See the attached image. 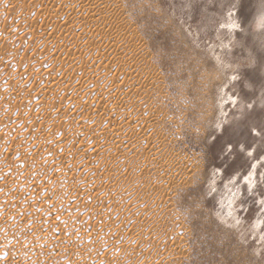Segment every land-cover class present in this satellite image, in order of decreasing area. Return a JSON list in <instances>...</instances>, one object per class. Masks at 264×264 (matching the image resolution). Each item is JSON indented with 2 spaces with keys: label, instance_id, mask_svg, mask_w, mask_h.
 I'll return each instance as SVG.
<instances>
[{
  "label": "rangeland",
  "instance_id": "rangeland-1",
  "mask_svg": "<svg viewBox=\"0 0 264 264\" xmlns=\"http://www.w3.org/2000/svg\"><path fill=\"white\" fill-rule=\"evenodd\" d=\"M0 163V264H264V0H0Z\"/></svg>",
  "mask_w": 264,
  "mask_h": 264
},
{
  "label": "bare ground",
  "instance_id": "bare-ground-1",
  "mask_svg": "<svg viewBox=\"0 0 264 264\" xmlns=\"http://www.w3.org/2000/svg\"><path fill=\"white\" fill-rule=\"evenodd\" d=\"M61 1H62V0H61ZM65 3H66V2H65ZM97 5H98V4H97ZM100 8H101V7H100ZM88 18H89V17H88ZM85 19H86V18H85ZM89 19H90V18H89ZM89 21H90V20H89ZM92 21H94V20L92 19ZM92 21H91V23H90V22H89V23L92 24ZM95 22H96V21H95ZM86 23L88 24V22H86ZM90 24H89V26H90ZM93 27H94V26H93ZM95 27H96V26H95ZM58 42H59V41H58ZM56 44H57V43H56ZM72 48H73V47H72ZM74 48H75V47H74ZM73 105H74V104H73ZM73 105H71V108L73 107ZM75 108H76V106H75ZM77 109H78V108H77ZM73 110H74V109H73ZM85 110H87V113H84V114H86V116L89 115V112H90V111H91V113H92V110H90V109H85ZM85 110H84V111H85ZM94 112H95V111H94ZM103 112H105V111H103ZM45 114H46V113H45ZM47 114H48V113H47ZM47 114H46V115H47ZM100 114H101V112H100ZM100 114H99V116H100ZM90 115H93V114H90ZM95 115H97V113H96ZM73 116H75V117H78V116H79V109H78L77 111H75V113H74ZM106 116H107V115H106ZM46 117L49 118L50 116L47 115ZM52 117H53V116H52ZM91 117H92V116H91ZM93 117H94V115H93ZM93 117H92V118H93ZM96 117H97V116H95V118H96ZM100 117H101V116H100ZM102 117H103V116H102ZM120 117H121V116H120ZM122 117H123V116H122ZM122 117H121V118H122ZM44 119H46V118H44ZM50 119H51V118H50ZM52 119H53V118H52ZM52 119H51V120H52ZM127 119H128V118H127ZM118 120H119V118H118ZM118 120L115 121V123L113 122L112 127H111L110 129H108L107 132L100 131V132H102V135L104 134V135L102 136V137H104V138H103V139H104V142H103V141L100 142L101 139L99 140L98 137H96V138L94 137L93 140L91 139L92 141H94V143H95L96 146H97V148H93V150L96 149V153H97V155H100V156L102 155V156H103V155L105 154V152H107L108 155H109L108 157L110 158L109 160L114 159V158L116 159L117 156H118V155H116V153H115L116 150H117V147H118V146H117V145L114 146V144H112L111 142H112L113 140H114V141L116 140V141H118L119 143H121V142H122V141H121V135L123 134V133H122V130H123L126 126H127L126 129H128V127L131 126V125H133V123H134V120L132 121V119H130V120L128 119V120H126V122H125V127H124L123 125H121L122 122L120 123V122H118ZM120 120L123 121V119H120ZM142 120H143V119H142ZM49 121H50V120H49ZM136 123H137V122H136ZM122 124H123V123H122ZM108 127H109V126H108ZM82 131H83V130H82ZM103 132H104V133H103ZM75 134H76V133H75ZM81 134H83V133H81ZM94 135H95V134H94ZM97 135H98V134H97ZM98 136H99V135H98ZM123 137H124V136H123ZM143 137H144V136H143ZM141 139H142V138H141ZM149 140H150V139H149ZM126 141H127V140H126ZM146 141H147L146 139H145V141H143V139H142V140H140V139L137 140V139H136L134 142L130 140V142H128L127 144H129V146H141V145H142V146H145V145H146L147 148H148V147L152 148L151 144L148 143V142H146ZM150 142L152 143V141H150ZM86 143H87V142H86ZM119 143H118V144H119ZM159 143H160V142H159ZM95 144H93V145H95ZM122 144H123V143H122ZM143 144H144V145H143ZM88 145H89V144H88ZM127 146H128V145H127ZM153 146H154V145H153ZM93 147H94V146H93ZM123 147H124V145H123ZM131 152H132V151H131ZM63 153H64V152H63ZM92 153H93V151H92ZM56 154H57V153H56ZM64 154H65V153H64ZM68 154H69V153H68ZM70 154H71V153H70ZM72 155H73V154H72ZM72 155H71V156H72ZM94 155H95V154H94ZM97 155H96V156H97ZM130 155H131V154H130ZM60 156H62V155H59V157H60ZM67 156H68V155H67ZM67 156H64V157H62V158H63L64 160H68V159H70V158H68V157H70V156H68V157H67ZM89 156H90V154H89ZM59 157H58V158H59ZM72 157H75V156H72ZM82 157H83V156H82ZM82 157H81V158H82ZM124 157H126V156H124ZM78 158H79V157H78ZM81 158H80V159H81ZM87 158H88V157H87ZM120 158H121V156H120ZM143 158H144V157H143ZM71 159H72V158H71ZM71 159H70V160H71ZM76 159H77V158H76ZM80 159H78V160H80ZM95 159H96V158H95ZM98 159H99V158H98ZM118 159H119V158H117L116 160H118ZM59 160L62 161V159H59ZM70 160H69V162H70ZM84 160H85V158H84ZM84 160H83V161H84ZM107 160H108V159H107ZM125 160H127V159H126V158H121V159L118 160V162H117V161H116V162H117V163H121V165H123V164L125 163ZM61 161H60V162H61ZM71 161H72V160H71ZM87 161L89 162L90 160H86V161H84V164H85ZM101 161H102V160H101ZM111 161H112V160H111ZM128 161H129V160H128ZM80 162H81V161H80ZM116 162H115V163H116ZM184 162H185V160H184ZM67 163H68V162H67ZM71 163H72V162H71ZM73 163H76V161H75V162L73 161ZM77 163H78V162H77ZM115 163H114V164H115ZM0 164L2 165V163H0ZM62 164H63V163H62ZM87 164H88V163H87ZM102 164H103V163H102ZM159 164H160V163H159ZM81 165H82V164H81ZM85 165H86V164H85ZM107 165H108V164H107ZM107 165H106V170H110V171H111L112 169H109V167H108L109 165H108V166H107ZM144 165H147V164H144ZM125 166H126V165H125ZM151 166H152V165H151ZM110 167H111V165H110ZM120 167H122V166H120ZM161 167H162V166H161ZM163 167H164V166H163ZM126 168H127V167H126ZM190 168H191V167H190ZM155 169H157V168H155ZM159 169H160V167H159ZM114 170H115V171H118V170H119V165H117V166L114 168ZM156 171H158V170H156ZM55 172H57V170H56ZM159 172H160V171H159ZM162 173H165V175H166V176H164V177H165V179H164L165 181H164V182L162 181L163 184H165L166 180H168V183H169V180L171 181V177H174L176 174H179V175H181V176H183V177L186 175V173L184 172V169H183L182 171H180V169H178V168L175 169L174 166H167V167H166V170L163 169V172H162ZM159 174H160V173H159ZM63 175H64V174H63ZM163 175H164V174H162V176H163ZM54 177H55V176H54ZM60 177H61V175H60ZM56 178H59V175H58V174L56 175ZM177 178H178V177H177ZM184 178H185V177H184ZM118 179H119V178H118ZM175 179H176V178H175ZM181 179H182V177H181ZM181 179H180V180H181ZM116 182H117V181H116ZM160 183H161V182H160ZM166 183H167V182H166ZM180 183H181V182H180ZM184 183H185V182H184ZM156 184H157V183H155V185H156ZM92 185H93V184H92ZM165 185H167V184H165ZM96 186H99V185H96ZM115 186H116V183H115V182H113V183H112V182H109V183L107 184L106 187H103V190H102L101 192H103V191L107 192V190H105V189H108V190L111 191L110 193H113V189H114ZM127 186H128V185H127ZM132 186H133V185H132ZM157 187H159V186H157ZM96 188H97V187H96ZM96 188L94 187V190H93V191H94V194H96ZM98 188H99V187H98ZM101 188H102V187H101ZM130 189H131V188H130ZM87 190H88V189H87ZM160 190H161V189H160ZM91 192H92V191H90L89 193H91ZM92 193H93V192H92ZM97 193H98V192H97ZM165 193H166V192H165ZM85 194H86V193H85ZM170 194H171V193H170ZM98 195H99V193H98ZM101 195H102V194H101ZM166 195H168V194H166ZM171 195H172V194H171ZM86 196H87V195H86ZM91 196H92V195H91ZM91 196H90V197H91ZM94 196H95V195H94ZM96 196H97V195H96ZM96 196H95V197H96ZM168 196H169V195H168ZM87 197H88V196H87ZM97 197H99V196H97ZM109 197H110V196H109ZM120 197H122V196H120ZM125 197H126V196H125ZM165 197H166V196H165ZM88 198H89V197H88ZM105 198H106V197H105ZM122 198H124V197H122ZM118 199H119V198H118ZM169 199H170V198H169ZM77 200H78V199H77ZM77 200H76V201H77ZM106 200H107V199H106ZM106 200H104V201H106ZM114 200H115V198H114ZM129 200H131V201H130V203H129L128 205L132 204L133 206H134V205H137V206H140V207H141L142 204H143V200H142L140 197H139V198H138V197H134V198L129 199ZM100 201H101V200H100ZM100 201H99V202H100ZM109 201H110V200H109ZM124 201H125V200H124ZM111 202H112V201H111ZM74 203H75V201H74ZM101 203H102V202H101ZM106 203H107V202H106ZM161 204H162V207H163V204H164V203H161ZM95 205H96V204H95ZM103 205H104V204H103ZM165 205H166V204H165ZM100 206H101V205H100ZM107 206H108V205H107ZM152 206H153V205H152ZM156 206H157V205H156ZM156 206H155V207H156ZM158 206H159V205H158ZM158 206L156 207L157 210H158ZM160 206H161V205H160ZM71 207H72V206H71ZM74 207H75L76 209L79 208V205L77 204V202L73 205L72 208H74ZM150 207H151V206H150ZM150 207H149V209H150ZM106 208H107V207H106ZM152 208L155 209L154 206H153ZM107 209H108V208H107ZM121 210H122V209H121ZM132 210H133V209H132ZM150 210H151V209H150ZM122 211H123V210H122ZM145 211L147 212V210H145ZM153 211H154V210H153ZM153 211H152V212H153ZM141 212H144V208L141 209ZM111 213H112V212H111ZM119 213H120V212H119ZM119 213H118V215H119ZM109 214H110V213H109ZM132 214H133V213H132ZM106 215H107V214H106ZM133 215H134V217H132V218H133L132 220H130L131 218L128 220L127 215H126V214L124 215V216L126 217L127 221H130V222H129V224H130V225H129L130 229H133L135 224H137V226H138L139 216H138L137 214H135V213H134ZM142 215H143V214H142ZM142 215H141V216H142ZM110 216H112V215H110ZM116 216H117V215H115L114 218H115ZM101 218H102V217H101ZM101 218H100V219H101ZM107 218H109V216H108ZM114 218H113V219H114ZM116 218H117V217H116ZM119 218H120V217H119ZM105 219H106V217H105ZM122 219H123V218H122ZM103 220H104V217H103ZM97 221H98V220H97ZM104 221H106V220H104ZM104 221H103V222H104ZM113 221H114V220H113ZM51 222H52V221H51ZM103 222H102V225H103ZM120 222L123 223L124 221H120ZM139 222H140V221H139ZM97 223H99V221H98ZM100 223H101V222H100ZM106 223H107V222H106ZM109 223H110V222H109ZM104 224H105V223H104ZM107 224H108V223H107ZM107 224H106V225H107ZM126 224H127V222H126ZM98 225H99V224H98ZM100 225H101V224H100ZM102 225H101V226H102ZM127 226H128V225H127ZM140 226H141V225H140ZM104 227H106V226H104ZM101 228H102V227H101ZM117 228H119V227H117ZM117 228H115V229H117ZM124 228L126 229V226H125ZM141 228H142V227H141ZM145 228H147V227H145ZM145 228H144V231H145ZM105 229H106V228H105ZM115 229H114V230H115ZM125 229H124V230H125ZM94 230H95V229H94ZM103 230H104V229H103ZM121 230H122V229H121ZM121 230L119 229V231H121ZM128 230H129V229H128ZM128 230H127V231H128ZM141 230H142V229H141ZM149 230H150V228H148V231H149ZM116 231H117V230H116ZM116 231H115V235H116V234H117V235H116L115 237H113V238H114L116 241H117V240H119V241L122 240L121 242H122V244H124V243H123V237H121V233H120V232H117V233H116ZM127 231H126V232H127ZM129 231H130V230H129ZM144 231H143V232H144ZM151 231H152V230H151ZM93 232H94V231H93ZM111 232H112V231H111ZM122 232H123V230H122ZM134 232H135V231H134ZM134 232H132V233L130 232V235H131V236H128L129 233H128L127 235H125V236H128V240L126 239V240H127V243L130 244V245L132 244V246H133V245H136V244H135V243H136L135 236L133 235ZM112 233H113V232H112ZM145 233H146V232H145ZM145 233H144V234H145ZM39 234H40V233H37L35 236H33V239H34V240H35V239L37 240V238L40 236ZM92 234H93V233H92ZM105 234H106V233H105ZM105 234H104V235H105ZM123 234H124V232H123ZM135 234H136V233H135ZM99 235H100V234H99ZM106 235H107V234H106ZM110 235H111V234H110ZM136 235H137V234H136ZM140 235H141V234H140ZM140 235H138V236H140ZM145 235H147V234H145ZM148 235H149V233H148ZM153 235H154V234H152V236H153ZM94 236H95V235H94ZM94 236H92V237H94ZM97 236H98V235H97ZM108 236H109V234H108ZM108 236H106V238H107ZM138 236H136V237H138ZM142 236H143V234H142ZM142 236H141V237H142ZM149 236H150V235H149ZM90 237H91V236H90ZM92 237H91V238H92ZM143 237H144V236H143ZM145 237H146V236H145ZM30 238H31V236H30ZM41 238H42V237H41ZM41 238H40V239H41ZM88 238H89V237H88ZM102 238H103V237H102ZM138 238H139V237H138ZM33 239H32V240H33ZM100 239H101V237H100ZM124 239H125V238H124ZM139 239H140V238H139ZM139 239H138V240H139ZM141 239H142V238H141ZM38 240H39V239H38ZM144 240H145V239H144ZM104 241H105V239H104ZM112 241H113V240L109 237V240H106L105 242H107L108 244H111V247H112ZM119 241H118V242H119ZM31 242H32V241H31ZM35 242H36V241H35ZM94 242H95V241H94ZM113 242H114V241H113ZM138 242H139V241H138ZM150 242H151V240H150ZM33 243H34V241H33ZM38 243H39V242H38ZM38 243H37V244H38ZM100 243H101V242H100ZM127 243H126V244H127ZM141 243H142V242H141ZM141 243H140V244H141ZM39 244H40V243H39ZM115 244H118V243H115ZM126 244H125V245H126ZM125 245H124V246H125ZM145 245H146V244H145ZM161 245H162V244H161ZM65 246H66V245H65ZM114 246H115V245L113 244V247H114ZM117 246H118V245H117ZM120 246H121V245H120ZM127 246H128V245H127ZM141 246H143V245H141ZM148 246H149V245H148ZM156 246H157V244H156ZM156 246H153V247H156ZM36 247H37V246H36ZM101 247H102V246H101ZM104 247H105V245H104ZM111 247L108 248L107 251L104 250V249H107V247L104 248V249H102V251L104 250V252H105L104 255H103V257H104V258H107V256H108V257L113 256V258H114V257H117L118 259H117V258H114L115 260H114V259H113V260H111V259H110V260H108V259H105V260H104V258H103L104 262H106L107 264H121V263H120L121 260H119V257H118L119 253H121V252H120L119 250H117L116 248H111ZM129 247H130V246H129ZM136 247H138V246H136ZM136 247H135L134 249H131V250L134 251V250L136 249ZM143 247H144V246H143ZM159 247H160V246H159ZM159 247H158V248H159ZM48 248L50 249V247H48ZM117 248H118V247H117ZM122 248H123V247L120 248L121 251H122ZM139 248H140V247H139ZM36 249H37V248H36ZM63 249H64V248H63ZM143 249H144V248H143ZM156 249H157V248H156ZM131 250H130V251H131ZM136 250H137V249H136ZM138 250H139V249H138ZM144 250H145V249H144ZM144 250H142V251H144ZM146 250H148V249H146ZM66 251H67V250H66ZM102 251H101V253H102ZM124 251H125V250H124ZM126 252H127V251H126ZM128 252H129V251H128ZM139 252H140V251H139ZM139 252L134 251L133 253H134V254H138ZM152 252H153V251H152ZM143 253H144V252H143ZM172 253H173V252H172ZM121 254H122V253H121ZM124 254H125V253H124ZM126 254H127V253H126ZM106 255H107V256H106ZM131 255H133V254H131ZM145 255H146V254H145ZM159 255H160V254H159ZM170 255H171V254H170ZM170 255H169V256H170ZM127 256H128V255H127ZM157 256H158V255H157ZM169 256H168V257H169ZM12 257H13V256H12ZM175 257H176V256H175ZM111 258H112V257H111ZM120 258H121V257H120ZM122 259H123V258H122ZM141 259H142V258H141ZM170 259H171V258H170ZM7 260H8V259H7ZM103 260H102V258H101V260H99V261H103ZM133 260H134V259H133ZM164 260H165V259H164ZM11 261H12V260H11ZM138 261H139V259H138ZM144 261H145V260H144ZM172 261H173V260H172ZM14 262H15V261H14ZM122 262H123V260H122ZM139 262H140V261H139ZM147 262H148V261H147ZM97 263H98V261H97ZM97 263H96V264H97ZM99 263H100V262H99ZM99 263H98V264H99ZM154 263H155V262H154ZM102 264H103V263H102ZM148 264H149V263H148ZM159 264H160V263H159Z\"/></svg>",
  "mask_w": 264,
  "mask_h": 264
},
{
  "label": "snow or ice",
  "instance_id": "snow-or-ice-1",
  "mask_svg": "<svg viewBox=\"0 0 264 264\" xmlns=\"http://www.w3.org/2000/svg\"><path fill=\"white\" fill-rule=\"evenodd\" d=\"M162 57H163V53H162ZM261 195H264V192H262ZM261 204H264V200L261 201Z\"/></svg>",
  "mask_w": 264,
  "mask_h": 264
}]
</instances>
